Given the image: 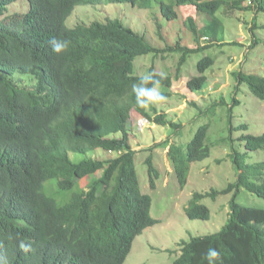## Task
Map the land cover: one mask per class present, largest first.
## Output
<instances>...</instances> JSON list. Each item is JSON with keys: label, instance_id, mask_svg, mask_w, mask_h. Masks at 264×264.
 <instances>
[{"label": "trees", "instance_id": "trees-1", "mask_svg": "<svg viewBox=\"0 0 264 264\" xmlns=\"http://www.w3.org/2000/svg\"><path fill=\"white\" fill-rule=\"evenodd\" d=\"M15 1L0 0V16H4L0 20V264H124L136 237L159 222L151 215L152 197L143 192L137 172L139 151L131 144L129 129L132 111L173 127L171 136L184 125L167 119L157 107L145 111L135 104L131 86L142 76L135 70L137 57L178 52L181 74L193 53L243 45L236 40L216 41L223 31L217 15L222 9L225 15L257 11L251 20V50L261 43L256 29L262 27L257 15L264 12V0H250V5H245L246 0H27L26 12L7 14ZM109 2L141 8L157 4L168 20L179 17L176 6L194 5L199 14L209 17L206 27L215 39L205 36L202 41L203 28L192 16L186 20L195 40L192 46L183 45L180 35L162 48L119 19L67 25L78 5ZM52 38L70 41L67 52L54 53ZM215 62L209 54L198 61L199 74L187 81L191 91L204 88ZM247 68L233 71L236 84L229 100L221 96L209 109L200 110L199 115L208 120L186 148L169 137L147 149L150 172L160 170L149 151L167 146L184 187L192 163L211 155L206 140L219 109L228 108L231 120L235 105L244 101L238 95L245 89L264 102V74ZM150 72L163 73L154 66ZM163 74L160 90L167 97L173 79ZM238 139L245 141L247 152L264 150V131ZM99 149L107 156L91 155ZM247 152L233 149L229 154L237 170L235 181L223 189L193 194L187 216L210 219L211 209L202 199L233 192L229 218L215 232L182 239L173 264H207L203 257L210 247L220 253L222 264H264V208L245 206L235 198L242 189L264 198V160L247 162ZM71 153L84 157L74 159ZM84 178H90L87 187L80 184ZM51 179H57L60 198L66 192L61 201L46 192ZM151 185L155 186L153 178Z\"/></svg>", "mask_w": 264, "mask_h": 264}, {"label": "rangeland", "instance_id": "rangeland-1", "mask_svg": "<svg viewBox=\"0 0 264 264\" xmlns=\"http://www.w3.org/2000/svg\"><path fill=\"white\" fill-rule=\"evenodd\" d=\"M246 0L245 5H250ZM253 6V5H251ZM27 0L13 2L7 11L26 12ZM179 17L175 20L166 19L161 13L160 7L154 4L150 8H141L128 2H109L92 5H78L67 18V25L72 27L79 23L90 24L93 21H107L119 19L125 25L132 27L140 34H144L149 42L162 48L168 44H174L181 35L183 45H195L191 29L186 24L189 16L196 17L202 26L200 31L202 41L205 36L214 38L209 25V17L199 14L194 5L176 6ZM255 11V12H254ZM256 10L240 12L239 15H225L223 9L217 15L222 21V33L217 36L218 42H242L243 45L225 44L222 47H214L206 51L193 53L182 66L181 74L178 73L180 53H167L165 57L152 54L137 57L135 61L136 73L144 75L150 72L154 66L155 71L168 73L173 79L171 93L167 96V102L157 106L160 113H165L167 119L182 122L183 128L179 133L173 134V127L152 122L143 117L136 110L132 111L130 120V136L133 148L139 151L136 154V167L143 192L152 197L151 215L159 220L158 223L146 228L138 235L133 243L132 250L124 264H173L180 255L179 243L182 239L189 240L192 236L210 234L222 228L229 218L230 200L234 193L220 194L216 199L205 197L202 202L211 209L210 219H191L186 214V207L195 192L210 191L213 188L223 189L237 178V170L230 158L233 149L247 152L245 141L239 140L242 134L264 131V102L253 95L248 94L247 89L238 97L244 101L233 108L232 119L228 108H220L219 113L213 119L206 142L211 146V155L203 160L192 163L188 181L181 187L174 172L172 160L169 157V147H153L154 164L160 172L151 171L146 159L148 148L173 137L177 142H182L185 148L192 138L193 133L208 118L200 114V110L209 109L216 99L225 96L228 100L234 94L236 79L233 71L247 68L248 71L264 74V12H259L257 21L260 26L256 29L257 36L261 39L255 48L249 50L251 41V20L256 15ZM4 16H0L3 18ZM249 21H245V19ZM204 44V42L202 43ZM215 57V64L208 71L207 84L203 89L191 91L187 81L193 75L199 74L197 63L205 55ZM211 70V72H210ZM178 78L175 79V76ZM162 91V89L160 90ZM247 94V95H246ZM196 103L199 105H193ZM221 115V116H220ZM246 123L248 128L239 129V124ZM232 127V129H231ZM226 139L222 141V139ZM181 145V144H179ZM146 149L147 151H144ZM106 151L97 150L93 156L104 158ZM72 158L79 159L84 156L77 153L70 154ZM247 162L264 160V150L247 152ZM100 175V173H99ZM151 178L155 186L151 185ZM90 178H84L80 184L87 187ZM51 183V185H50ZM50 191L46 192L61 201L64 192L59 197L57 179L46 182ZM56 186H55V185ZM69 196V195H68ZM236 200L245 206L264 208V198L256 193L242 189Z\"/></svg>", "mask_w": 264, "mask_h": 264}, {"label": "clouds", "instance_id": "clouds-1", "mask_svg": "<svg viewBox=\"0 0 264 264\" xmlns=\"http://www.w3.org/2000/svg\"><path fill=\"white\" fill-rule=\"evenodd\" d=\"M52 51L57 55L67 52L70 41L67 39L52 38L50 40ZM165 79L163 73H146L133 83L131 91L135 97V104L149 111L152 107H157L167 102V97L160 91L161 82ZM207 264H222L220 253L215 248H209L203 257Z\"/></svg>", "mask_w": 264, "mask_h": 264}, {"label": "built area", "instance_id": "built-area-1", "mask_svg": "<svg viewBox=\"0 0 264 264\" xmlns=\"http://www.w3.org/2000/svg\"><path fill=\"white\" fill-rule=\"evenodd\" d=\"M249 2H250V0H249Z\"/></svg>", "mask_w": 264, "mask_h": 264}]
</instances>
